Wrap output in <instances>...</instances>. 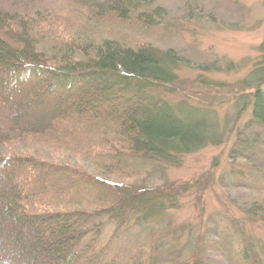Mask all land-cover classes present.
Returning <instances> with one entry per match:
<instances>
[{
	"label": "trees",
	"instance_id": "1",
	"mask_svg": "<svg viewBox=\"0 0 264 264\" xmlns=\"http://www.w3.org/2000/svg\"><path fill=\"white\" fill-rule=\"evenodd\" d=\"M158 9L159 0H66L33 17L0 7V264H155L138 229L150 220L151 234L189 187H171L163 168L220 144L224 130L187 121L182 103L168 101L178 92L172 68L181 61L173 49L134 39L143 26H158L150 18ZM241 83L253 88L252 117L229 130L237 134L230 164L247 188L224 190L236 193L229 197L251 221H264V172L255 154L264 65ZM130 215L137 222L127 253L107 254L108 241H126L119 226ZM222 227L235 240L232 249L225 242L227 252L223 237L204 235L222 264L264 263L256 241ZM189 236L193 263H219L202 258L201 233Z\"/></svg>",
	"mask_w": 264,
	"mask_h": 264
},
{
	"label": "rangeland",
	"instance_id": "2",
	"mask_svg": "<svg viewBox=\"0 0 264 264\" xmlns=\"http://www.w3.org/2000/svg\"><path fill=\"white\" fill-rule=\"evenodd\" d=\"M64 3L66 0H0V7L8 11L15 9L20 16L40 17L37 12L55 9ZM158 10V15L156 11L150 14L158 26H143L144 33H137L134 39L141 35L161 50L172 48L181 59L172 68L178 92L168 96V101L182 103L183 110L187 111V121L203 123L205 129L209 126L216 131L218 123V128L224 130L220 132V144H207L182 156L177 166L163 168L166 182L171 183V187L188 184V191L181 192L175 204L170 205L155 222L161 224L158 228L151 225V234H148V220V224L139 227L138 234L144 235L147 254L155 264H160V258L163 260L161 264H196L187 256L190 250L186 243L189 235L197 232L203 235L202 258L222 264V256L210 253L215 252V243L210 245L211 237L204 235L206 232L215 234L213 241L216 242L223 237L221 248L227 252L225 242L232 249L235 240L231 234H223L226 232V227H222L224 223L235 232L239 228L256 241L255 249L264 259V221H251L236 200L229 197V194L236 193L224 190L225 185L238 186L242 191L247 188L232 171L230 148L237 134L229 130L242 129L252 117L249 93L252 95L253 88L241 81L249 76L252 69L264 65V0H159ZM162 26L169 33H165ZM259 76H253L251 80ZM187 92L190 97H186ZM255 132L259 134L255 154L258 160L262 159L259 169L264 172V148L258 152L264 146V127H255ZM111 220L114 219L109 218L107 223ZM135 222L131 215L125 217L119 226L122 237H126L125 245L116 246L108 241L107 254L121 253L119 256H123L127 253L126 244L131 241ZM106 228L104 239L110 229ZM259 264L264 263L260 260Z\"/></svg>",
	"mask_w": 264,
	"mask_h": 264
}]
</instances>
